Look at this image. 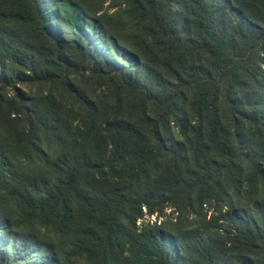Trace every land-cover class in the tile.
<instances>
[{
  "label": "trees",
  "instance_id": "trees-1",
  "mask_svg": "<svg viewBox=\"0 0 264 264\" xmlns=\"http://www.w3.org/2000/svg\"><path fill=\"white\" fill-rule=\"evenodd\" d=\"M0 264H264V0H0Z\"/></svg>",
  "mask_w": 264,
  "mask_h": 264
},
{
  "label": "rangeland",
  "instance_id": "rangeland-1",
  "mask_svg": "<svg viewBox=\"0 0 264 264\" xmlns=\"http://www.w3.org/2000/svg\"><path fill=\"white\" fill-rule=\"evenodd\" d=\"M152 218V217H151Z\"/></svg>",
  "mask_w": 264,
  "mask_h": 264
}]
</instances>
